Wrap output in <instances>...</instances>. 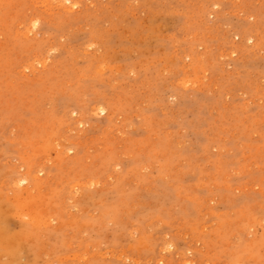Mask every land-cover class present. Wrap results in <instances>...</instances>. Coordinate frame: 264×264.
Masks as SVG:
<instances>
[{"label": "rangeland", "instance_id": "374dc122", "mask_svg": "<svg viewBox=\"0 0 264 264\" xmlns=\"http://www.w3.org/2000/svg\"><path fill=\"white\" fill-rule=\"evenodd\" d=\"M0 264H264V0H0Z\"/></svg>", "mask_w": 264, "mask_h": 264}, {"label": "bare ground", "instance_id": "6f19581e", "mask_svg": "<svg viewBox=\"0 0 264 264\" xmlns=\"http://www.w3.org/2000/svg\"><path fill=\"white\" fill-rule=\"evenodd\" d=\"M3 233V232H2Z\"/></svg>", "mask_w": 264, "mask_h": 264}, {"label": "snow or ice", "instance_id": "6c2138e0", "mask_svg": "<svg viewBox=\"0 0 264 264\" xmlns=\"http://www.w3.org/2000/svg\"><path fill=\"white\" fill-rule=\"evenodd\" d=\"M35 26V25H34Z\"/></svg>", "mask_w": 264, "mask_h": 264}]
</instances>
